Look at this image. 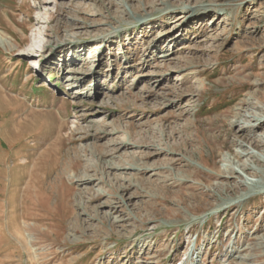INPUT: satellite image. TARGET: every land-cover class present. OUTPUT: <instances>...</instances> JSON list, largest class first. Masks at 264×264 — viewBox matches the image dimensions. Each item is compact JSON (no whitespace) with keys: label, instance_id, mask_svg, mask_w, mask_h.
Listing matches in <instances>:
<instances>
[{"label":"rangeland","instance_id":"1","mask_svg":"<svg viewBox=\"0 0 264 264\" xmlns=\"http://www.w3.org/2000/svg\"><path fill=\"white\" fill-rule=\"evenodd\" d=\"M0 35V264H264V0H0Z\"/></svg>","mask_w":264,"mask_h":264},{"label":"bare ground","instance_id":"2","mask_svg":"<svg viewBox=\"0 0 264 264\" xmlns=\"http://www.w3.org/2000/svg\"><path fill=\"white\" fill-rule=\"evenodd\" d=\"M206 9H208V8H206ZM210 9V8H209ZM208 9V10H209ZM184 10H185V14H187V15H190L192 12L191 11H189V8L186 6L185 8H184ZM207 10V11H208ZM196 13H198L197 11H196ZM203 14H205V13H203ZM186 15V16H187ZM197 15V14H196ZM200 16H202V14L200 15ZM193 17V16H192ZM148 18H149V16H142V20L144 19V20H148ZM113 32H115V33H119L120 32V30L118 29H115ZM0 41L2 42V43H4L5 42V40L3 39V37L0 35ZM31 52H34V49L31 51ZM30 52V53H31ZM71 73H76V71H70ZM70 80H72V79H70V78H68L67 79V81H70ZM73 81V80H72ZM71 87H73V85L71 86ZM256 95H257V93H256ZM256 98V97H255ZM262 98V97H261ZM260 98V99H261ZM244 104H247V102H244ZM240 114V113H239ZM261 125L262 126H264V121L261 123ZM247 129V128H246ZM64 130V127H62L61 129H60V131H63ZM73 134V136H74V133H72ZM200 134V132L197 130V135H199ZM199 137V136H198ZM72 140V139H71ZM209 141V140H208ZM53 144H59L58 143V141L57 142H55V143H53ZM52 144V145H53ZM126 145V144H125ZM58 148V147H57ZM60 148H58L57 149V151L55 152L57 155H59L60 154V152H61V150H59ZM161 151L163 152V153H165V152H167V150L166 149H161ZM47 154V153H46ZM72 168H71V171H73L74 173H76L77 175H78V173H80L79 171H80V169H79V167L77 166V165H72L71 166ZM131 167H135V169H137L138 167L137 166H131ZM246 167V166H245ZM90 168H87L86 169V172L87 173H89L90 172V170H89ZM231 175V174H230ZM85 177H87V178H85V180L86 181H90L91 179H89V176H85ZM82 179V178H81ZM83 180V179H82ZM54 187H55V185H54ZM234 188V187H233ZM234 190H236V187L234 188ZM46 218V217H45ZM13 227V226H12ZM2 232V231H1ZM4 235V236H3ZM2 235V233H0V242L3 240V239H7V237L5 236V234H3ZM261 247H263L264 246V243H260L259 244ZM236 259L238 258V259H244L245 260V257H243V256H240V255H238V256H236L235 257ZM252 259V258H251Z\"/></svg>","mask_w":264,"mask_h":264}]
</instances>
